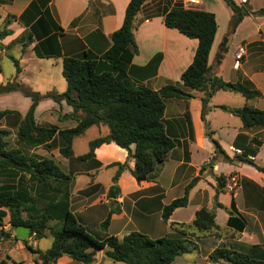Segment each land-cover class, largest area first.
<instances>
[{
	"label": "crops",
	"instance_id": "1",
	"mask_svg": "<svg viewBox=\"0 0 264 264\" xmlns=\"http://www.w3.org/2000/svg\"><path fill=\"white\" fill-rule=\"evenodd\" d=\"M175 1L179 0H147L141 7L134 24L138 53L126 72L127 79L135 86L157 91L173 84L192 96L164 101V127L175 147L153 176L147 181L136 182L130 172L134 168V160L126 150L113 143L95 149L91 159L78 160L88 152L90 141L108 134L107 127L102 125L91 127L75 138L73 156L68 158L59 154L56 137L46 147L30 148L20 144L16 140V131L31 101L16 91L8 96L19 102L18 108H10L19 116L9 115L0 120V130L10 133L9 148L18 149L32 159L53 161L70 180L68 183L47 181L41 185L31 183L26 174L12 169L0 170V195L12 194L23 200H32L33 210L40 212L67 200L68 210L97 240L111 237L122 240L134 232L150 239H160L174 234L171 224L189 225L195 213L206 208L214 213L215 223L222 232L221 238L211 235L191 238L196 249L177 257L171 264L182 257L185 262L182 260L181 264H211L209 255L220 248L258 257L264 254V175L248 164L224 161L215 152L213 142L230 159L242 156L264 168V127L244 128L237 117L219 109L248 107L264 110V17H244L234 33L229 34L227 29L232 13L221 0L225 7L207 4L203 0H194L197 4L193 6H183L215 16L217 29L208 57L210 76L229 83H248L260 94L259 98L246 100L240 94L217 91L203 109V93L184 88L180 81L181 74L192 62L197 41L163 25L162 15L177 3ZM234 1L240 5L245 0ZM255 1H249L253 10L263 8L264 5H255ZM128 2L0 0V29L9 16L16 17L7 27L11 35L0 40V61L11 60L14 67L16 63L18 70L15 67L11 80L28 74L29 82L19 84L33 93L60 95L63 87L59 79L62 59L83 54L99 58L106 52L110 47V35L122 24ZM240 46L245 48V55L235 70L234 54ZM71 112L72 108L64 101L57 104L48 99L38 103L34 119L41 126L72 129L76 126L75 121H59L60 116ZM91 131L96 133V137H88ZM80 140H83L87 151L78 155L73 149ZM129 150L133 153L134 145ZM114 163H126L127 169L117 179L115 186L119 191L116 198H108V191L113 186L112 178L117 171V167H110ZM219 177L225 179L222 189L217 188L216 179ZM192 181L194 184L189 190L186 207L176 209L164 222L162 209L181 198ZM216 203L222 207H216ZM113 209L118 212L110 216L109 225L103 230L101 224ZM50 214L54 219L47 225L59 229L60 214ZM0 225V229L5 231L0 237V261L8 264L41 263L32 251L49 249L53 239L50 229L40 240L33 236L26 241L19 240L14 229L10 228L9 213L4 207H0ZM193 254V258L188 257ZM104 259V250L98 251L92 264H103ZM56 264L81 263L63 256Z\"/></svg>",
	"mask_w": 264,
	"mask_h": 264
},
{
	"label": "trees",
	"instance_id": "2",
	"mask_svg": "<svg viewBox=\"0 0 264 264\" xmlns=\"http://www.w3.org/2000/svg\"><path fill=\"white\" fill-rule=\"evenodd\" d=\"M147 0H129L125 9L122 24L118 30L110 35V47L99 58H91L87 54L64 57L62 59L61 75L66 83V90L61 95L48 93L40 96L28 87L10 81L0 85V96L21 91L31 99V105L21 119L16 140L30 148L46 147L56 137L58 152L68 158L73 156L72 143L75 138L94 126H105L108 134L92 140L88 144V152L77 159L85 161L94 157V151L103 144L113 143L120 149L126 150L128 156L134 160L131 175L136 182L149 180L156 169L166 160L168 154L175 147V142L167 135L163 116L164 101L167 99H189L192 96L183 92L176 85L169 84L157 91L143 86H135L126 77V72L132 58L137 55L135 44V20L141 7ZM231 11L228 33H234L244 17H264V8L253 10L250 0L237 5L233 0H221ZM163 25L177 31L190 40L197 41V47L191 64L180 76L184 88L203 93L201 98L203 109L211 95L217 91L240 94L246 100L259 98L260 94L253 90L248 83L224 82L218 77L210 76L208 57L215 37L217 24L212 13L203 10L185 9L175 3L162 15ZM16 17L9 16L0 29V40L11 35L7 29ZM53 23V21L51 20ZM15 67L17 65L15 63ZM18 70V68H17ZM50 99L57 104L64 101L72 108V112L59 117V121L73 120L76 126L72 129L59 130L56 126H41L36 124L34 111L41 100ZM223 112L237 117L244 128L264 127V110L248 107L228 109L219 107ZM13 111H0V120L8 115H15ZM10 133L0 130V170L12 169L29 176L32 183L45 185L47 181L68 183L70 177L63 174L53 161L48 159H32L25 156L18 149H10L8 138ZM215 152L228 163L237 161L254 167L264 175V168L252 161L238 156L235 160L226 156L213 142ZM134 145V152L129 147ZM110 167H117L112 178L113 186L107 197L116 198L118 188L115 186L122 171L127 165L114 163ZM217 188L225 185L224 177L216 179ZM192 181L184 190L181 198L172 201L162 209V220L167 222L171 214L187 205ZM264 190V187H263ZM32 200L12 194L0 195V207L7 208L11 229L19 226L30 228V236L35 240L45 237L48 221L54 218L50 213L60 214V227L52 232V243L44 252L32 251L41 260L40 264H56L63 256L81 264H92L94 255L104 250L107 259L122 264H171L177 257L196 249L191 238L214 236L221 238V229L215 223L214 213L202 208L195 213L191 224H171L174 234L160 239H150L140 233H130L122 240L107 238L97 240L76 220L68 210L67 200L43 212L34 211ZM216 207H222L215 204ZM234 210V206L231 205ZM113 209L101 224L107 229L110 216L117 213ZM24 216V217H23ZM1 226V225H0ZM4 235L0 229V237ZM211 264H264V254L253 257L231 251L225 248L214 250L208 257ZM0 264H8L0 261ZM38 264V261H35Z\"/></svg>",
	"mask_w": 264,
	"mask_h": 264
},
{
	"label": "rangeland",
	"instance_id": "3",
	"mask_svg": "<svg viewBox=\"0 0 264 264\" xmlns=\"http://www.w3.org/2000/svg\"><path fill=\"white\" fill-rule=\"evenodd\" d=\"M203 1H205L207 4H214V3H216V4H220V5H222L223 7H225V5L220 1V0H217V1H213V0H203ZM234 1V0H233ZM175 2H177L178 4H181L182 6H185L186 5V3H187V0H179V1H175ZM235 2V1H234ZM262 3V4H261ZM255 5H264V0H256L255 1ZM187 6H189V5H187ZM263 8H264V6H263ZM231 19V18H230ZM229 22H230V20H229ZM228 30H229V23H228V29H227V32H228ZM17 53H15V56L17 57ZM14 69H15V67H14V64L12 63V61L11 60H8V59H4V60H2V61H0V85H5V84H7V83H9L10 81H14L15 83H17V84H19L20 82H22V83H28L29 82V75L28 74H23V75H21V77L20 78H18V79H16V80H11L13 77H14ZM26 73H28V71L26 72ZM59 79H60V82L62 83V85H63V87H62V89H61V92H59V93H63L64 91H65V82H64V79L62 78V76L61 75H59ZM20 85H22V84H20ZM16 92V91H15ZM18 92H20L22 95H23V93L21 92V91H18ZM10 94H12V93H10ZM9 94H7V95H2V96H0V111H5V110H8V111H11L10 110V108H13V107H19V102L17 101V99L16 98H11V97H9L8 96ZM61 95V94H60ZM24 96V95H23ZM6 97H9V98H6ZM24 97H26V96H24ZM26 98H29V97H26ZM19 99V98H18ZM30 99V98H29ZM44 100H48V99H44ZM50 100V99H49ZM30 101H31V99H30ZM41 101H43V100H41ZM40 101V102H41ZM31 105V104H30ZM30 107V106H29ZM29 109V108H28ZM28 111V110H27ZM15 115H18L19 116V114L16 112V114ZM9 116V115H8ZM25 116V115H24ZM9 120H13V119H9ZM21 121V120H20ZM106 128V127H105ZM96 135V133H94V131H91L90 133H88V137H96L95 136ZM87 148H86V146H85V144L83 143V140H80V141H77V143H76V145L74 146V149H73V151L76 153V154H78V155H81V154H83V153H85V151H87L86 150ZM2 226V225H1ZM2 228V227H1ZM11 228V227H10ZM48 228H49V226H48ZM50 230L53 232V231H55V230H57L56 228H51L50 227ZM2 232H3V234H4V230H3V228H2ZM44 242V241H43ZM32 245V243H30V246ZM4 255L5 254H3V257H4ZM195 254H193L192 256L190 255V256H188V257H192L193 258V256H194ZM183 258L184 257H182V259H178L177 260V262L175 263V264H181V262H183L184 260H183ZM183 260V261H182ZM185 262V261H184ZM103 264H122V263H115V262H112L111 260H109V259H107L106 257H105V259H104V261H103Z\"/></svg>",
	"mask_w": 264,
	"mask_h": 264
},
{
	"label": "built area",
	"instance_id": "4",
	"mask_svg": "<svg viewBox=\"0 0 264 264\" xmlns=\"http://www.w3.org/2000/svg\"><path fill=\"white\" fill-rule=\"evenodd\" d=\"M196 4L197 3L194 0H187L186 3V5L189 6H193ZM244 55H245V48L243 46L238 47L234 54L233 69L237 70L240 67Z\"/></svg>",
	"mask_w": 264,
	"mask_h": 264
},
{
	"label": "water",
	"instance_id": "5",
	"mask_svg": "<svg viewBox=\"0 0 264 264\" xmlns=\"http://www.w3.org/2000/svg\"><path fill=\"white\" fill-rule=\"evenodd\" d=\"M14 235L17 239L26 241L30 236V228L25 226H19L14 228Z\"/></svg>",
	"mask_w": 264,
	"mask_h": 264
}]
</instances>
